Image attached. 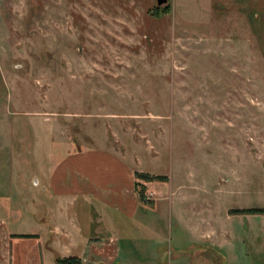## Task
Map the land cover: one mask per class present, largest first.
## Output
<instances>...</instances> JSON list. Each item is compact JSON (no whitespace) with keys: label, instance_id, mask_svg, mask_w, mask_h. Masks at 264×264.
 I'll list each match as a JSON object with an SVG mask.
<instances>
[{"label":"rangeland","instance_id":"obj_1","mask_svg":"<svg viewBox=\"0 0 264 264\" xmlns=\"http://www.w3.org/2000/svg\"><path fill=\"white\" fill-rule=\"evenodd\" d=\"M87 150L133 177L96 232L54 195ZM68 254L264 264V0H0V264Z\"/></svg>","mask_w":264,"mask_h":264},{"label":"crops","instance_id":"obj_2","mask_svg":"<svg viewBox=\"0 0 264 264\" xmlns=\"http://www.w3.org/2000/svg\"><path fill=\"white\" fill-rule=\"evenodd\" d=\"M88 151L92 153L89 154ZM78 154L75 161L68 163V169H73L75 176L61 177L58 193H54V195L59 198L65 196L68 203L73 200L85 203L89 215L95 217L97 224L92 230L96 232L112 221L108 214L109 207L129 212L134 210L132 207L134 204L132 200V172L127 170L126 166L122 165V162L116 160L112 155H107L104 158L100 157L102 154L100 150H87L81 153L78 152ZM66 218L69 219L68 214H66ZM87 218H89L88 215ZM89 219L85 221V224L86 229L89 227V231H91ZM76 220L70 219L73 226L77 228ZM54 228L56 229L57 226ZM63 233L66 234L67 232L64 231ZM83 236V242L87 245V239L85 235ZM112 240H114V237ZM95 242L99 243L101 241L95 240L90 242L91 244L88 246H96ZM94 260L99 259L95 258Z\"/></svg>","mask_w":264,"mask_h":264},{"label":"trees","instance_id":"obj_3","mask_svg":"<svg viewBox=\"0 0 264 264\" xmlns=\"http://www.w3.org/2000/svg\"><path fill=\"white\" fill-rule=\"evenodd\" d=\"M166 9H162V11H165ZM134 176L135 177H139V178H143V179H149L152 175L146 173V172H142V171H134ZM136 183V181H135ZM138 196L139 198L142 197V192L140 190H138ZM82 204L83 202L82 201H78V208L79 210L77 211H80L81 213H84L88 207L86 206V204L84 203V209H82ZM242 210H245V211H248V212H254V211H259L260 212V209L258 208H254V207H245V209H242ZM84 215H81V222H83V224L81 225V231L85 234L87 232V229H86V224H85V221L84 220ZM86 219V218H85ZM16 235L18 236H28L29 234L27 233H16ZM79 256L76 255V254H68V255H62V256H57L55 258V262L57 264H78L79 263Z\"/></svg>","mask_w":264,"mask_h":264},{"label":"water","instance_id":"obj_4","mask_svg":"<svg viewBox=\"0 0 264 264\" xmlns=\"http://www.w3.org/2000/svg\"><path fill=\"white\" fill-rule=\"evenodd\" d=\"M166 0H155L156 5L164 3Z\"/></svg>","mask_w":264,"mask_h":264}]
</instances>
